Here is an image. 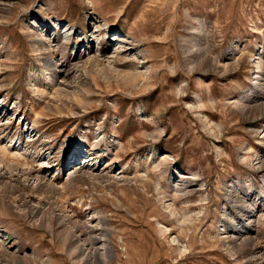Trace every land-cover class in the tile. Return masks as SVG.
Listing matches in <instances>:
<instances>
[{"label": "rangeland", "instance_id": "rangeland-1", "mask_svg": "<svg viewBox=\"0 0 264 264\" xmlns=\"http://www.w3.org/2000/svg\"><path fill=\"white\" fill-rule=\"evenodd\" d=\"M0 264H264V0H0Z\"/></svg>", "mask_w": 264, "mask_h": 264}, {"label": "bare ground", "instance_id": "bare-ground-1", "mask_svg": "<svg viewBox=\"0 0 264 264\" xmlns=\"http://www.w3.org/2000/svg\"><path fill=\"white\" fill-rule=\"evenodd\" d=\"M54 66H56V64H47V67H49L52 71L54 70ZM98 240H100V239H98ZM103 240V239H102ZM96 244V243H95ZM77 248H78V246H76ZM102 251L103 250H108V246L106 245V243H103L102 244V246L101 247H99ZM74 249V248H73ZM72 249V250H73ZM79 249V248H78ZM82 249V248H81ZM75 251H77V250H75ZM73 252V251H72ZM85 252V251H84ZM99 253V252H98ZM109 255V254H108Z\"/></svg>", "mask_w": 264, "mask_h": 264}]
</instances>
